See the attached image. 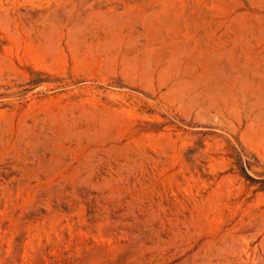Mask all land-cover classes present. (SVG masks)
<instances>
[{
    "label": "rangeland",
    "instance_id": "1",
    "mask_svg": "<svg viewBox=\"0 0 264 264\" xmlns=\"http://www.w3.org/2000/svg\"><path fill=\"white\" fill-rule=\"evenodd\" d=\"M0 264H264V0H0Z\"/></svg>",
    "mask_w": 264,
    "mask_h": 264
}]
</instances>
